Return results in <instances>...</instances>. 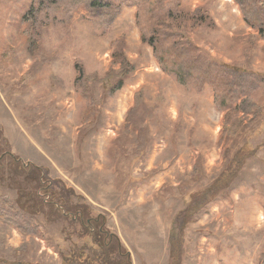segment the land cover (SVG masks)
Returning a JSON list of instances; mask_svg holds the SVG:
<instances>
[{
	"label": "rangeland",
	"instance_id": "374dc122",
	"mask_svg": "<svg viewBox=\"0 0 264 264\" xmlns=\"http://www.w3.org/2000/svg\"><path fill=\"white\" fill-rule=\"evenodd\" d=\"M262 29L259 0H0L1 196L31 185L15 161L38 166L131 264H260ZM43 208L26 233L0 222V264H61L89 241Z\"/></svg>",
	"mask_w": 264,
	"mask_h": 264
},
{
	"label": "trees",
	"instance_id": "16d2710c",
	"mask_svg": "<svg viewBox=\"0 0 264 264\" xmlns=\"http://www.w3.org/2000/svg\"><path fill=\"white\" fill-rule=\"evenodd\" d=\"M259 1L261 4H264V0ZM261 32L263 33V29ZM129 71L130 69L125 68L123 75ZM122 85L123 79H120L114 88L118 90ZM139 94L138 92L136 97ZM245 100L247 101V98ZM235 108L237 109V107ZM2 154L0 152V171L3 170L1 166ZM242 159L243 157L236 156L232 161L239 165ZM14 163L17 166L13 170L17 173L22 174L25 172L26 175H29L31 185L26 190L19 189L18 196L14 202L3 198L0 194V222L15 226L21 233H26L25 228L19 226L21 216L24 214L34 215L42 213L43 207L48 206L53 208L55 216L63 218L64 216L72 215L87 226L83 225L80 233L86 230L89 241L83 243L80 247H72L66 254L67 256H63L61 264H131L129 253L120 244L118 237L102 226L105 223L103 216L97 215L96 217H92L90 215V207L81 202L83 200L82 196L76 194L73 189L66 188L61 181L48 179L45 170L41 167L33 165L23 166L18 161ZM232 171H234L233 168ZM0 174L2 175V172ZM226 178L227 176L218 177L213 184L198 193L196 197L194 196L190 202V204L192 203L190 208L207 204L212 199L211 194L215 195L217 188L225 186L223 183L226 181ZM43 196L48 197L47 202H44ZM22 199H25L26 203H23ZM170 251V256L173 258V254H175L174 250L171 249ZM178 253L179 251L176 252V254ZM176 264H180L178 259ZM260 264H264V256Z\"/></svg>",
	"mask_w": 264,
	"mask_h": 264
}]
</instances>
